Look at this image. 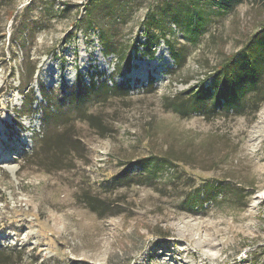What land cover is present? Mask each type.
<instances>
[{"label": "rangeland", "instance_id": "obj_1", "mask_svg": "<svg viewBox=\"0 0 264 264\" xmlns=\"http://www.w3.org/2000/svg\"><path fill=\"white\" fill-rule=\"evenodd\" d=\"M89 1L0 0V264H264L263 47L222 97L264 5L113 0L93 22ZM152 11L183 66L147 46ZM203 82L207 106L178 110ZM41 87L63 113L49 128Z\"/></svg>", "mask_w": 264, "mask_h": 264}, {"label": "trees", "instance_id": "obj_2", "mask_svg": "<svg viewBox=\"0 0 264 264\" xmlns=\"http://www.w3.org/2000/svg\"><path fill=\"white\" fill-rule=\"evenodd\" d=\"M207 2L214 3L219 9L225 11V12H233L238 5L244 3L245 0H206ZM258 4L264 5V0H254ZM86 8V17L87 19L92 20L95 22V19H100L104 15V13H112L114 9V1L113 0H90L88 5L85 7ZM165 11L168 8H163ZM146 28H145V33L147 37V42H148V47L152 48L153 46L159 45L161 43V40H166V32H165V26H164V20L163 16L159 14L158 12L152 11L148 13L146 22L144 23ZM261 34V35H260ZM257 36H255L254 41H251L250 44L242 51L243 55L238 57L237 60L232 59V63L227 65L222 71L224 73L223 75L228 76V84H227V91L222 95L223 98L228 97V93L233 95L236 94V89L235 86L237 87L240 85V79L237 77L235 79L234 73L233 75L230 74L232 69L234 68V65H239L240 62L244 60L245 65L248 66V69L246 71L245 75L246 77H250L253 72H254V67H255V56L258 54V51L261 50V48H264V32L260 33ZM259 36H262L261 43L257 40ZM102 44L106 49H110V51H107V53H115V45L111 43L105 42L104 38H101ZM166 43L171 51L172 58L175 60V63L178 66H183L182 58L183 54L179 53L178 50H176L173 45L166 40ZM254 57V58H253ZM131 62V59L129 58L127 60V66L129 67ZM34 76V73H31V80ZM31 80L29 81L31 83ZM22 87H26L27 84L24 81V78H22ZM106 86H102L98 89H101L98 94L103 93L102 89ZM217 85H214L213 87H205L204 82L199 85V87L193 88L191 91L188 93L187 99H183L181 101V105H179V109L181 112H188V110L191 111H201L205 106H207V99L209 96H211L212 90H217ZM109 88V87H108ZM263 88L256 89L257 91V101L254 103V106H256V109L259 110L261 107L262 103L264 102V97H263ZM90 91H93V89H90ZM33 92V91H32ZM31 94L32 99L34 100V92ZM24 94V93H23ZM41 97L44 101V103H41L40 107V115H41V122L44 126L47 128L52 127L54 124L62 121L63 122V117L61 116L63 113H60V106L52 101V96L45 90L44 87H41L40 90ZM263 94V95H262ZM61 95V94H60ZM262 95V96H261ZM62 96V95H61ZM54 98V97H53ZM229 99V98H228ZM228 106L227 110H233L237 109V106L235 104H232L231 101L228 100ZM32 101L29 102V104L32 105ZM73 110H76L79 112L81 115H83L86 112L85 106H84V99L79 100L76 105L73 107ZM38 111V110H37ZM43 141H46V138L43 139ZM173 158V157H172ZM205 184V183H204ZM207 184V183H206ZM208 185H206L207 187ZM217 186V187H216ZM216 188H219V185L211 184V190H216ZM205 194V193H204ZM203 195V194H201ZM200 193H199V198H200ZM209 199L202 200L201 203L204 204Z\"/></svg>", "mask_w": 264, "mask_h": 264}]
</instances>
